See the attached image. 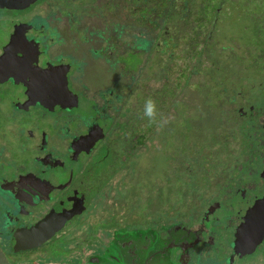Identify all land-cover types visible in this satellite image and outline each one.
<instances>
[{"label": "flooded vegetation", "instance_id": "1", "mask_svg": "<svg viewBox=\"0 0 264 264\" xmlns=\"http://www.w3.org/2000/svg\"><path fill=\"white\" fill-rule=\"evenodd\" d=\"M137 1L0 0V251L9 264H264V94L248 107L241 93L225 100L207 83L212 95L195 113L203 127L222 108L236 110L237 148L217 165L182 135L183 125L164 129L167 137L148 126L143 105L127 107L119 93L121 78L134 74L127 58L159 46L155 37L165 31L160 5ZM220 7L215 19L227 20L228 6ZM125 10L132 31L118 55L114 35L129 25L112 18ZM222 21L213 22L221 29ZM212 48L195 59H219ZM249 57V66L247 55L231 58L250 74L255 65L264 71ZM132 110L125 123L115 120ZM168 137L187 168L179 174L167 164L174 180L158 192L182 184L167 209L156 195L146 202L144 188L154 192L146 172L156 177L160 162L158 152L148 163V151L163 145L164 153ZM115 197L123 206L133 201L124 216L114 212Z\"/></svg>", "mask_w": 264, "mask_h": 264}, {"label": "rangeland", "instance_id": "2", "mask_svg": "<svg viewBox=\"0 0 264 264\" xmlns=\"http://www.w3.org/2000/svg\"><path fill=\"white\" fill-rule=\"evenodd\" d=\"M140 1L142 0H139L137 2H139L140 4ZM194 1L196 8L199 6V2H197L196 0ZM237 1L239 0H229V3L234 4ZM240 1L242 2V4L233 6H239L242 8L243 1ZM221 8L222 7H220V9L218 10L219 12ZM112 12L114 13V10ZM125 14H127V10L122 12L119 11L118 14L116 16L113 15L112 18V21H114L116 25H129L128 29H120L119 33L114 35L115 43L118 44L119 48L117 52L118 55L119 53L123 52V48L127 45L126 42L123 41L124 36H128L125 35V32L132 31V21L130 19H128L127 21H123V17L125 16ZM106 15L107 20H109L110 13H106ZM209 18L212 19L211 23H214V25L212 26L211 24L206 26V33L202 32V37L198 40L193 39L191 41L190 39L189 41H186V39L183 38L184 35L182 33H180V35L177 34V28L175 27V25H169L168 27L165 26L167 27V31H160L159 35L155 37L156 39L159 38L161 42L159 46L152 48L153 45H150V50H148L146 46L143 53V45L135 49L134 53L137 55H134L133 57L131 56V58H127L126 65L135 66L138 60L139 63L137 64L136 70L132 77L121 78L119 84L120 86L122 85V89L121 91H119V93L121 94L123 99L126 98L125 100L127 101V107L136 106V108L138 109L140 103L144 107L145 100L151 97L156 101L159 111L170 118L169 123L174 122L173 125L176 124V121L177 124L179 123L181 125V123L183 122L180 117L182 116H184L185 119H188L190 127L194 126V128H198L190 132L192 145H196L195 150H197L198 152L204 151V153L206 152L209 155V165L212 166L219 163V161H216L217 156L224 157L237 148L235 142L230 138V134L237 129V122L236 110L232 109L231 107H227L222 108V116L215 120L216 122H207V126L209 128L203 127V125L200 123L201 121H199V115L195 113H197V109L199 106L202 107V101L212 95V89L209 87V85L219 86V92L224 93L225 100L231 98L232 96H236L238 93H241V103L250 107L253 105V103H255L256 99H258L260 95L264 94V84L262 85V82H259L258 76H260L261 80L264 79L261 78L262 75L257 74V76H255V73L264 74V71H256L259 70V68H257V66L255 65V73L250 74L245 69V66L241 65L243 69H239L237 67L240 66L238 60L231 58L237 55L239 56V50H245L243 55L250 54V52L246 50L247 48L242 41V38L244 36H246V38L249 37L250 29L253 24L251 23L248 16L243 15L242 17L237 18L234 17L231 13L228 15L227 20H225L220 14L217 15L216 19L215 15H211L209 16ZM221 19H223L221 23V29H216L219 27V23L215 24V22H218ZM214 26L215 29L213 30L215 35L220 34V36L217 40H212L213 45H211L210 40H208V35ZM206 38L208 39L206 40ZM87 43H89L90 45L92 44V42L89 41H87ZM192 43L199 44L200 47L198 51L206 50L208 46L213 47L212 49L215 54L217 56H220L219 59L212 60V63L216 64V66L213 67L210 60H207L205 56H202L199 59H195L196 56L192 57L194 55L193 52L191 50H188V44ZM94 46L96 45L94 44ZM232 52H234V54H230ZM229 60L234 62V66H236L235 68L232 69L227 64ZM249 63L250 59L248 60L247 66H249ZM102 68V65H97L95 68H92V72L101 70ZM209 70L212 71L211 76L206 75L207 71ZM104 81L105 80H102V82ZM207 83H209V85ZM234 84L237 85V89H239L240 92H234ZM123 85L128 87L124 88ZM232 85L234 86L232 87ZM169 91H171V93H169ZM137 94H139V96H137ZM258 101L262 102L263 100H261L260 97V100ZM88 109L89 106H87L86 104H82L78 112L82 115H85L87 114ZM181 110H184V113H180ZM134 112L137 111L132 110L130 112H127L125 116H123V118L120 117L121 115H117L115 120L120 123H125L127 119H131V115ZM29 121L33 123L32 120ZM168 124L163 129H179V127L169 126ZM174 140V137L166 138L164 153L163 145H153L154 151H148V163H150L151 155L153 153L157 154L158 152L160 153V162H158L159 168L154 170L156 177H150V173L146 172L145 184L147 185V182H149V185L153 189H155L154 192H150L149 189L144 188V192L146 194L144 195V199L146 202L151 199V196L156 195V202L158 203V205L163 202L167 205V209L169 205L168 195L173 196V193L179 190V187L182 186V184L179 183L175 190L169 189V192L166 195H162L158 192V190H160L161 192L168 191V189L165 187V179L170 178L172 181L174 180V176L171 170L170 173H167V164L169 163V166L170 164L173 165L171 167L172 170L174 168H179V174L186 172L187 168V165L183 164L181 156L175 152V149H173L175 147ZM94 162H97V160L95 159ZM149 166L150 165H148L147 168ZM157 175H160L161 178L159 179L160 176ZM133 180V177L131 179L126 178V183H131L133 182ZM115 181L116 178H113L109 184L113 185L115 184ZM137 182L139 183V181ZM134 187L135 189L137 188L136 185ZM132 192L133 191H130L129 193ZM116 197L113 202L114 204H116V210L114 212H116L118 216L121 217L125 215V210L122 207L129 208L133 201H131L129 205L127 204L123 206L121 200H118V198ZM117 205H121V207H117Z\"/></svg>", "mask_w": 264, "mask_h": 264}, {"label": "trees", "instance_id": "3", "mask_svg": "<svg viewBox=\"0 0 264 264\" xmlns=\"http://www.w3.org/2000/svg\"><path fill=\"white\" fill-rule=\"evenodd\" d=\"M152 1L156 6L158 4L160 5L162 27L161 30L167 31L166 28L169 25H175V27L177 28V34L180 35V33H182L184 35L183 38H185L186 41H189L190 39L192 41L195 38L199 39L201 37L202 32L206 33L205 28L206 26L210 25L212 20L209 18V16L215 15L216 8L220 6H228V11L224 10V13L226 15L232 13V15L237 18L242 17L243 15L248 16L251 23L253 24L250 29L249 37L246 38V36H244L242 38V41L244 42L245 47L247 48L246 50H248L252 54V57L255 59V64L258 61L259 66L264 67V0H242V8L239 6H233L242 4L240 0L237 1L238 3L235 2L234 4L229 3V0H196L197 2H199V6L196 8L194 0ZM213 29L208 35V40H210L211 45H213L212 40H217L220 36V34L215 35ZM199 47L200 46L198 43L188 44V50H191L193 52V56H197V54L199 53L206 52V50L198 51ZM206 49H208V47ZM244 51L245 50H239V56L237 55L236 57L239 58L241 56L240 59H245L246 55H243ZM249 58L250 57L248 54L247 59L244 61V63H247ZM138 63L139 61L136 63V65L134 64L135 66H130V70H134L135 72ZM258 79L259 81L261 80L260 76H258ZM234 91L237 92L239 91V89L236 88ZM169 93L171 92L169 91ZM211 104L212 103L210 102L207 105V108H209ZM209 111H212L211 107L209 108ZM180 118L183 122L181 123V125H184V127H186L185 130H182V135L189 139L191 138V128L189 120L185 119L184 116ZM175 123V127L181 126L179 123L177 124V121ZM160 131H162V133L166 137L170 135V133L164 131V129H160Z\"/></svg>", "mask_w": 264, "mask_h": 264}, {"label": "clouds", "instance_id": "4", "mask_svg": "<svg viewBox=\"0 0 264 264\" xmlns=\"http://www.w3.org/2000/svg\"><path fill=\"white\" fill-rule=\"evenodd\" d=\"M142 118L147 119L148 126L155 125L158 129H163L170 120L169 117L159 111L156 101L151 97L145 100Z\"/></svg>", "mask_w": 264, "mask_h": 264}, {"label": "water", "instance_id": "5", "mask_svg": "<svg viewBox=\"0 0 264 264\" xmlns=\"http://www.w3.org/2000/svg\"><path fill=\"white\" fill-rule=\"evenodd\" d=\"M0 264H9L8 261L3 256L2 252L0 251Z\"/></svg>", "mask_w": 264, "mask_h": 264}]
</instances>
